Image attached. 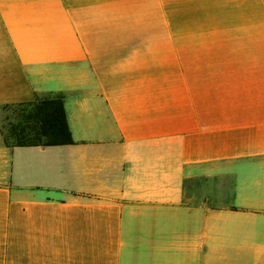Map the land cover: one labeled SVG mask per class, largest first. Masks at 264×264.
Returning <instances> with one entry per match:
<instances>
[{"label":"crops","instance_id":"crops-1","mask_svg":"<svg viewBox=\"0 0 264 264\" xmlns=\"http://www.w3.org/2000/svg\"><path fill=\"white\" fill-rule=\"evenodd\" d=\"M0 264H264V0H0Z\"/></svg>","mask_w":264,"mask_h":264},{"label":"trees","instance_id":"trees-1","mask_svg":"<svg viewBox=\"0 0 264 264\" xmlns=\"http://www.w3.org/2000/svg\"><path fill=\"white\" fill-rule=\"evenodd\" d=\"M15 119L2 128L10 147H50L74 144L64 97L20 104ZM12 107H7L9 109Z\"/></svg>","mask_w":264,"mask_h":264},{"label":"rangeland","instance_id":"rangeland-1","mask_svg":"<svg viewBox=\"0 0 264 264\" xmlns=\"http://www.w3.org/2000/svg\"><path fill=\"white\" fill-rule=\"evenodd\" d=\"M15 110L16 107H12L4 111L3 118L1 119V128H4L5 131L8 130V124L16 117Z\"/></svg>","mask_w":264,"mask_h":264}]
</instances>
